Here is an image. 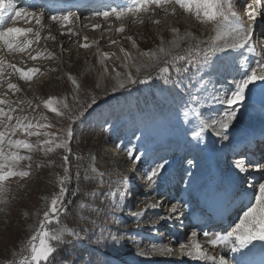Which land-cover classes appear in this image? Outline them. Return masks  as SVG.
Masks as SVG:
<instances>
[{"label": "rangeland", "instance_id": "obj_1", "mask_svg": "<svg viewBox=\"0 0 264 264\" xmlns=\"http://www.w3.org/2000/svg\"><path fill=\"white\" fill-rule=\"evenodd\" d=\"M236 1L234 0V3ZM15 3L18 8H22L20 6L22 2ZM120 3L122 4L120 8L92 5L91 9H86L84 18L81 19L74 10L55 14L56 16L69 12L73 14L72 23L64 28L60 23L53 22L52 16L48 17L45 12L42 29L34 21L31 24L19 22L16 26L40 29L41 38L38 43L32 45L29 52L32 55L39 52L42 57L50 55L51 58L33 61L28 58L27 53L12 55L0 53L9 62L18 66L40 69L31 82L20 80L16 74L9 75L11 70H6L3 85L0 86V96L7 93L5 98L15 102L13 107H16L17 111L13 113L14 116H28L33 122L49 123L52 127L42 131L58 133L61 129H66L70 121L66 116L57 117L55 113L48 111L43 101L50 97L66 99L70 109L73 110L72 114L80 110L85 101L90 103L92 96H95L97 101L96 105L72 124L73 138L69 143L72 151L68 163L72 178L68 184L70 191L65 197L64 205L67 214L62 209L61 223L57 224L54 220L49 225L52 229L68 227L75 230L79 233V238L74 239L66 233V241L71 242L57 245L58 251L51 258L52 264H196L198 261L180 255L179 245L188 242L191 232L187 229V224L183 225L181 214L177 218L174 216L171 219L159 220V216L169 214L168 209L171 205L180 204V202L165 203L168 200V188L164 186L168 183H176L183 187L192 185L196 181L201 184V176L208 175L204 170L211 168L214 173H225L236 179L241 177V191L249 198L252 192L250 186L264 182V173L249 170L241 175L230 165L232 160L230 164L228 162L233 155L231 149L236 140L243 139L242 137L252 129L257 131L264 127V114L256 116L258 118L254 122L255 126L250 125L251 123L244 124L251 116H242L245 111L264 112V100L257 102L253 100L256 98L252 97L254 94H261L264 97V92L259 88L260 82L251 86V91L246 94L245 102L234 125L229 129L228 141L209 132L197 142L192 136L195 124L188 122L183 116V112L189 109L182 105L188 101L190 107H198L206 116L214 117L219 106L211 110L209 108L212 105L210 97L213 92L228 91L232 87L234 78L239 79L242 71L249 70L254 62L264 59V48L257 44V41L264 39V27L258 29V32L256 28L253 31L252 37L255 38L250 44L258 47L255 53L248 51L247 47L239 50L240 56L239 51L236 56H232L229 53L231 51L218 53L209 67L199 71L192 68L188 74L178 76L175 73V66L165 63L166 60H171V57L160 54L159 48L161 46L166 49L171 48V41L177 35L183 39L179 49H172L173 55L197 42H202L201 47L206 48L210 38L215 35L213 25L201 23L193 14L185 12L176 4L160 8L152 5L146 12L129 14L111 22L108 19L114 17L113 14L107 18L108 23H105V18L98 15L101 9L112 12L113 9L125 8L129 0H120ZM243 5L245 7L243 11L248 19L250 4ZM241 7L236 6L239 18ZM173 9H175L174 14ZM260 11L262 14L257 16L255 22L257 25L264 24V9ZM51 23L58 24L56 34L52 32ZM89 24H91L90 28L87 27ZM93 25L100 27L94 29ZM121 25L124 26V31L117 32L116 29ZM69 29L78 35L69 34ZM174 29L177 31L174 32ZM49 36L54 39H49ZM60 36H63V39ZM85 37L87 40L84 39ZM129 37L131 39H128ZM30 38L34 37L30 36ZM66 39L68 42L64 45ZM114 39H117V42L111 43ZM83 43L91 46L83 48L81 47ZM99 45L105 50L102 53H109V58L104 60L107 72L104 71V66L96 54ZM120 46L126 52H133L134 63L126 68L119 58L122 53L119 50ZM143 52H157L160 58L152 61L147 56H141ZM247 59L248 62L245 64L244 61ZM240 64H245V67L241 69ZM137 66L140 67L139 72L136 71ZM165 66L170 68L169 75L176 84H165L158 76L159 70ZM116 72H120L122 78L131 72L137 81L144 80L145 77H151L146 82L160 80L159 84L162 86L159 90L162 88L161 92H165L162 98L150 91L147 95L146 90L140 91L137 87L139 82L113 90L116 84ZM69 76L74 77L80 84L78 93ZM101 76L102 82L99 81ZM9 81L17 84L20 91H9L7 88ZM202 82L206 85L203 91H201ZM192 95H197V99L200 97L204 99H200V103L194 105L189 99ZM73 96L77 97L75 101ZM20 101L24 103L21 104ZM28 102L31 104L29 105ZM42 116L47 117V120H41ZM13 138L25 137L18 133ZM27 139L35 144L38 141L43 142L47 137ZM128 148L134 149V156H142L138 163L128 158ZM169 153L167 157L166 154ZM21 154L31 156L30 161L21 162L22 170L29 171L30 175L25 178L15 177L5 182L6 191L0 194V199L4 201L0 203V264H19L22 259L30 256L27 242L39 228V221L43 218V212L48 209L52 195L59 191L58 176L63 175L61 167L62 157L65 154L63 149H57L54 153H45L37 148L31 153ZM77 157L80 159L78 160ZM161 159L168 162L162 175L155 183H150L145 177L140 186L134 187L132 200L128 180L131 178V184L134 186L139 173L146 176ZM29 164H31L30 168ZM77 171H79V180L76 178ZM86 171L87 178H85ZM73 189L78 190L75 195L71 194ZM94 192H98L99 195H93ZM109 192L116 194L115 200L120 202V209H113ZM121 195H126V199L122 202ZM80 203H84L86 207L81 209ZM148 204L161 206L155 209L146 208ZM141 211L144 212L142 217L136 218L133 215ZM236 222L238 220L231 222L226 230H231ZM169 236H172L170 241L167 240ZM198 239L202 245H207L205 249L210 254L224 255L228 260L230 255L236 257L238 254L212 248L206 244L204 237L199 236ZM256 243L258 250L260 245L259 242ZM153 244L157 248L171 247L173 253L168 255L153 251ZM71 248L73 251L70 250ZM146 250L147 255L140 254ZM243 251L248 253L247 249Z\"/></svg>", "mask_w": 264, "mask_h": 264}, {"label": "snow or ice", "instance_id": "obj_2", "mask_svg": "<svg viewBox=\"0 0 264 264\" xmlns=\"http://www.w3.org/2000/svg\"><path fill=\"white\" fill-rule=\"evenodd\" d=\"M169 4H176L185 12L193 14L201 23H211L215 35L210 38L207 47L202 48L201 43L197 42L189 45L187 48L182 49L179 53L173 55L172 49H179L181 40L183 38L178 35L171 41V48L166 49L161 46L158 50L160 54L170 56L171 60H166L167 65L175 66V73L188 74L192 68H196L198 71L209 67L217 58L218 53L237 52L247 47L248 51L255 53L256 49L251 46L250 41L252 39V33L257 16L261 15L260 9L264 8V0H253V3L249 5V11L247 12L249 23L245 24L238 17L236 11V5L234 0H129L128 5L120 10L113 9L112 12L98 13L103 18L107 19L110 15H115L117 19H122L129 14L136 15L141 12H146L152 5L157 8L163 7ZM175 9H173V14ZM72 13H67L61 16H52L53 22L60 23L64 28L72 23ZM23 21L25 24H31L33 21L36 25L43 27V13H36L29 11L25 8H18L14 0H0V53H6L8 55L16 53H27L28 58L35 61L42 57L41 53L32 55L29 49L34 43H38L41 38L40 29H34L33 27H19L16 26L19 22ZM158 23V21H156ZM94 29L99 28V25H93ZM71 35H78L71 29L68 30ZM117 32H123L124 26L121 25L116 29ZM176 32L177 30H173ZM64 34V33H62ZM34 37V38H30ZM49 39L54 37L49 36ZM87 40V37L84 38ZM128 39H131L129 37ZM111 43H115L112 41ZM91 45L83 43L81 47L88 48ZM135 47V42L133 41ZM125 60H131V54L124 51ZM141 56H147L150 60L155 61L160 57L157 52H143ZM100 63L103 64L104 60L109 58V53L101 54ZM177 62H183L178 64ZM245 64L247 61L245 60ZM245 64H240L239 67L243 69ZM127 67L128 65L125 64ZM10 69L9 75L16 74L19 79L25 82H31L33 78L40 72L36 67H21L16 63L9 62L4 55H0V86L3 85L5 78V71ZM107 72V67L104 68ZM115 71V69H113ZM136 71H140V67H136ZM170 68L168 66L162 67L159 70L158 76L163 79L165 84L173 83L169 75ZM72 84L75 85V91H80V84L77 80L69 76ZM116 84L115 88H125L126 84H135L137 82L144 83L151 77H145L144 80L137 81L133 78L131 72L127 73L125 77H121L120 72H116ZM256 82H260L264 86V59L256 62L255 67H249V70L242 71L239 79H233L232 87L228 91L215 90L210 97V102L219 106L216 115L206 116L204 112L198 107H190L189 102L185 101L182 107L187 108L183 112L185 120L190 123H194L195 127L192 130L193 138L199 142L205 135L211 132L212 135L219 137L222 140L228 141L230 139L229 129L234 125L238 113L243 106L246 94L251 91V86H255ZM7 88L12 92H19L20 88L17 84L7 83ZM206 89V85L201 84V91ZM0 96V194L6 191L5 182L10 181L12 178L19 177L25 178L30 175L29 171L22 170L21 162L30 161V155H22V152L31 153L37 148L45 151V153H54L57 149H63L64 155L62 157L61 167L63 169V175L58 176L59 191L54 193L51 197L48 209L43 212V218L39 221V228L35 230V234L27 242V246L30 249V256L22 259L19 264H52L53 254L58 251L57 245H64L71 241H66L65 234L72 238H79V233L68 227H59L52 229L49 225L55 220L57 224L61 223V210L64 209L65 197L69 194L68 184L71 180L70 169L68 167L69 154L71 148L69 143L73 138L72 124L78 121L85 112L97 104L95 96L91 97V102L85 101L80 110L72 114L73 110L66 99H57L50 97L43 101L44 107L55 113L57 117H67L70 123L66 129H61L60 132L42 131L43 129H49L52 127L49 123H40L39 121L33 122L28 116H14L13 113L17 111L16 107H13V101ZM77 99L73 96V100ZM190 101L194 105L200 103V97L197 99V95L190 96ZM19 103H24L20 101ZM29 105L31 102H28ZM7 106V107H5ZM38 107V106H37ZM68 110V111H65ZM23 111V109H21ZM190 117H194V120H190ZM41 120H47V117H41ZM15 121V123H13ZM25 137L23 139L16 138L17 134ZM60 133H63L62 135ZM47 137L43 142L32 143L28 137ZM264 142V141H261ZM128 158L134 163H138L141 159V155L134 156V149H127ZM79 160L80 157H77ZM167 161L161 159L152 167L149 173L146 175V179L150 183H155L156 179L160 177L166 168ZM191 163V161H189ZM31 167V164L28 165ZM232 167L238 173H246L251 168L252 171L257 173H264V164L252 163L248 160L244 154H241L240 158L234 159ZM79 168V166H78ZM88 173L85 172V178ZM77 180L80 179L79 171L76 174ZM202 193L206 196L212 194V189L209 185H202ZM252 192L246 204L242 205V214L238 215V222L231 227V230H226L223 233L203 232L205 242L212 248H219L222 251H230L232 253H241L245 255V249L248 253H252L256 250L257 243L259 242L260 251L264 252V182H258L250 186ZM77 189L72 190V195H75ZM93 195H99L98 192H94ZM108 195L112 197L113 209H120V202L115 200V193L109 192ZM126 195H121L120 201H124ZM0 203H4L3 199H0ZM160 204H148L146 208H159ZM79 207L84 209L86 205L80 203ZM180 206L173 204L168 209L167 216H159V220L163 221L171 219L172 214L179 211ZM65 214H67L66 209ZM95 210V209H94ZM136 218L142 217L144 212H136L133 214ZM155 223V222H154ZM199 233L196 230L190 232L188 242L180 243V255L189 257L193 260L200 261L202 264H233L232 261L225 258L224 255L210 254L205 249L200 240L198 239ZM174 239V238H173ZM153 251H159L162 254H172L173 249L168 246H161L157 248L155 244L152 245ZM141 255H147L146 252H141ZM235 264H241V261H236Z\"/></svg>", "mask_w": 264, "mask_h": 264}, {"label": "bare ground", "instance_id": "obj_3", "mask_svg": "<svg viewBox=\"0 0 264 264\" xmlns=\"http://www.w3.org/2000/svg\"><path fill=\"white\" fill-rule=\"evenodd\" d=\"M245 0H239L238 2H244ZM246 3V2H245ZM111 5V4H110ZM92 5H87V6H83L80 10H78L77 11V14H78V18L80 17V19H81V17L82 18H84L83 17V15L85 14V12H86V9H91L92 7H91ZM113 6V5H112ZM110 7V6H109ZM109 7H105V8H109ZM66 8L67 7H65L64 9H62V10H60V11H64V10H66ZM96 8H98V7H96ZM244 6L242 7V11L244 10ZM101 10H103L102 12H107L108 10H106V9H101ZM101 10L98 12V13H102L101 12ZM46 15V14H45ZM117 18L114 16V17H109V21H111V22H114V20H116ZM88 20V19H87ZM110 22V23H111ZM92 23V22H91ZM105 23H108L107 22V19H106V22ZM82 24V23H81ZM84 24V23H83ZM51 26V29H52V32L54 33V34H56L57 33V29H58V24L57 23H51L50 24ZM103 25V24H102ZM90 26H91V24H89V25H87V27H89L90 28ZM262 26L264 27V24L263 23H260V25L258 24L255 28H256V31L258 30V29H262ZM84 27H86V26H84ZM261 31V30H260ZM258 32V31H257ZM66 33V32H65ZM258 34H260V33H258ZM66 36V35H65ZM62 37V39H63V36H60V38ZM67 42H68V40L66 39V41H64V45H67ZM121 47V46H120ZM121 49H122V47L120 48V51H121ZM103 51H105L103 48H102V46H100L99 45V47H98V49L96 50V54L98 55V57H99V60H101V54H102V52ZM122 52V51H121ZM120 52V53H121ZM128 52V51H127ZM128 53H130L131 54V57H132V59L131 60H128V61H126L125 60V56H124V52H122L121 53V55L119 56V58L121 59V63H123V66H125V64H127L128 66H129V64H132V63H134L133 61V59H134V56H133V52L131 51V52H128ZM229 53H231V55L232 56H236V52H229ZM103 66H104V68L105 67H107L106 66V63H103ZM127 66V67H128ZM256 66V63L254 62V64H253V67H255ZM125 68H126V66H125ZM98 78V77H97ZM100 78V82H102V76L101 77H99ZM98 78V79H99ZM249 97H250V95H249ZM252 97L253 98H256V99H253V100H256L257 102L258 101H263L264 100V97L261 95V94H254V95H252ZM261 111H259V110H252V111H245V113L242 115L243 117L244 116H251V118H247L248 120L247 121H245L244 122V124H246V123H251L250 125H254V122H256L255 120H256V118H258V117H256V116H259L260 114H264V112L262 111L261 113H260ZM263 117V116H262ZM246 118V117H245ZM238 121V120H237ZM243 124V125H244ZM255 126V125H254ZM253 128V127H252ZM264 128V127H263ZM263 128H261V129H263ZM251 131H254V129H252ZM234 153V152H233ZM236 159V158H235ZM234 160H232L231 162H233ZM190 199V201L193 203L195 200H191V197L189 198ZM183 208H184V205H181L180 206V208H179V211L177 212V213H175V214H172V217H174V216H176V218H177V216H179V214H181V212L183 211ZM179 218V217H178ZM172 239V236H169L168 237V241H170ZM204 248L207 246V245H202ZM148 250V249H147ZM147 250H146V253H147ZM144 252V251H143ZM196 264H202V262H200V261H198V263H196Z\"/></svg>", "mask_w": 264, "mask_h": 264}, {"label": "trees", "instance_id": "obj_4", "mask_svg": "<svg viewBox=\"0 0 264 264\" xmlns=\"http://www.w3.org/2000/svg\"><path fill=\"white\" fill-rule=\"evenodd\" d=\"M160 81V80H159ZM158 80H156V81H152V82H145V83H138L137 85V87H139L140 89V91H144V90H146L147 92H146V94L147 95H149L148 94V91H150V92H154V93H156V95H158V96H160L161 98H162V96H163V92H165V91H163V92H161V90H163L162 88L159 90V88L162 86V84H159L160 82H159ZM162 83V82H161ZM149 92V93H150ZM138 93H140V92H138ZM71 251H73V249L71 248L70 249Z\"/></svg>", "mask_w": 264, "mask_h": 264}, {"label": "water", "instance_id": "obj_5", "mask_svg": "<svg viewBox=\"0 0 264 264\" xmlns=\"http://www.w3.org/2000/svg\"><path fill=\"white\" fill-rule=\"evenodd\" d=\"M259 86H260V88H262V89L264 90V86H262V85H261V83H260V85H259Z\"/></svg>", "mask_w": 264, "mask_h": 264}]
</instances>
